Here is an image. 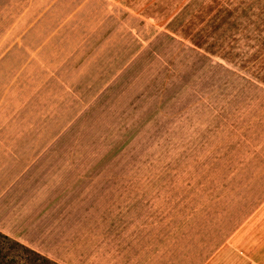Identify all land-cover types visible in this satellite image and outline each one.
Returning <instances> with one entry per match:
<instances>
[{
  "label": "rangeland",
  "instance_id": "rangeland-1",
  "mask_svg": "<svg viewBox=\"0 0 264 264\" xmlns=\"http://www.w3.org/2000/svg\"><path fill=\"white\" fill-rule=\"evenodd\" d=\"M82 1L0 0V101L54 141V237L24 245L57 264H264V0L60 20ZM58 28L69 59L32 62L24 34Z\"/></svg>",
  "mask_w": 264,
  "mask_h": 264
},
{
  "label": "crops",
  "instance_id": "crops-1",
  "mask_svg": "<svg viewBox=\"0 0 264 264\" xmlns=\"http://www.w3.org/2000/svg\"><path fill=\"white\" fill-rule=\"evenodd\" d=\"M66 3V0H61L56 4V8L68 10L69 5ZM76 5L77 13L63 12L60 20H67L74 15H78L79 19L80 14L91 13L119 14L125 21L128 15L133 18V9L128 7L126 0H83ZM69 31L58 28L44 34H36L32 29L24 34L30 38L24 42L26 50L30 53V60L33 62L35 58L37 64L46 65L47 69L51 62L62 65V62L69 59L68 41L65 39ZM85 33L92 35L93 32L86 30ZM2 35L3 32L0 31V36ZM14 35L15 51H18L23 45V35ZM40 74L45 77L53 75L48 72ZM30 83L48 82L32 80ZM4 105L0 101V233L23 245L32 244L41 236L53 239L55 226L52 215L49 216L52 213L48 214V208L54 203L51 191L54 184V158L52 153L48 152V148L53 149V137L49 142L43 140L47 138V127L39 130L37 125L23 123L24 112L21 109L5 108ZM48 220L50 221L46 224ZM85 264H101V261L94 258L85 261Z\"/></svg>",
  "mask_w": 264,
  "mask_h": 264
},
{
  "label": "trees",
  "instance_id": "trees-1",
  "mask_svg": "<svg viewBox=\"0 0 264 264\" xmlns=\"http://www.w3.org/2000/svg\"><path fill=\"white\" fill-rule=\"evenodd\" d=\"M0 264H57L38 252L0 233Z\"/></svg>",
  "mask_w": 264,
  "mask_h": 264
}]
</instances>
